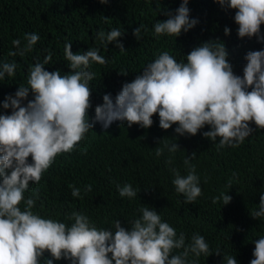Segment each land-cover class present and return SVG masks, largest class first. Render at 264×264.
Returning <instances> with one entry per match:
<instances>
[{
	"label": "clouds",
	"instance_id": "9594fccd",
	"mask_svg": "<svg viewBox=\"0 0 264 264\" xmlns=\"http://www.w3.org/2000/svg\"><path fill=\"white\" fill-rule=\"evenodd\" d=\"M100 2L106 4L108 0ZM216 2L236 10L234 22L240 38L255 36L264 42L260 27L264 24V0ZM188 4L189 0H182L174 12H166V20L154 23L153 35L177 37L192 29L198 20L190 19ZM141 28L143 25L133 30L137 40L141 39ZM224 31L227 35L230 29L225 27ZM123 34L116 27L107 33L98 32L97 39L102 46L112 43L125 51L118 39ZM25 39L24 47H17L10 55L23 56L31 51L39 35L26 33ZM214 42L218 41L194 47L181 61L167 51L161 52L134 80L122 85L115 99L110 93L105 94L103 103L95 107L91 122L89 82L95 73L89 69L92 63H106L99 48L74 54L71 42L66 43L65 59L71 71L64 75L59 70H45L50 57L31 66L27 85H19L14 94L6 95L0 102L3 109H11L10 114L0 113V264H54L62 258L69 264H198L202 254L211 255L203 235L194 233L186 243L183 232L178 235L160 213L147 205L139 208L138 217L128 221V228L116 219L113 231L98 228L83 212L73 211L70 219L74 222L70 225L42 217L32 211L35 201L25 199L24 193L30 182L40 181L57 155L72 152L97 122L105 129L114 121L148 128L153 124V114H158L159 127L167 130L175 124L174 131L181 136L195 135L209 126L210 130L202 135L218 149L237 147L254 130L264 129V48L247 52L243 76H239L228 60L225 45ZM13 44L19 46L20 41L14 40ZM16 67L15 62H0V80L13 76ZM30 92L33 98L29 100ZM250 122H254L255 129ZM164 147L173 154L180 150L175 142ZM163 150L157 147L156 155H162ZM191 159L185 157L183 161L186 175L170 169L174 190L183 195L187 204L202 195L200 177ZM165 163L171 164V158ZM231 184L229 180V189ZM69 187L72 197H80V188ZM90 190L91 185H86L85 191ZM116 190L119 197L129 200L138 194L130 183L117 184ZM218 200L227 205L231 196L221 192L213 203ZM21 201L25 204L23 210ZM251 216L264 218V192ZM253 243L250 264H264V236ZM174 249L182 251L172 254ZM46 251L51 258L44 257ZM190 256L197 259H189ZM225 261L237 264L234 256L224 257Z\"/></svg>",
	"mask_w": 264,
	"mask_h": 264
},
{
	"label": "trees",
	"instance_id": "16d2710c",
	"mask_svg": "<svg viewBox=\"0 0 264 264\" xmlns=\"http://www.w3.org/2000/svg\"><path fill=\"white\" fill-rule=\"evenodd\" d=\"M181 2L0 0V62L17 65L13 76L6 75L0 80V102L6 95L14 94L19 85H27L31 66L46 58L50 57L45 70H59L61 75L69 73L71 69L65 59L68 42L74 54L99 48V54L106 59L105 64L92 63L89 69L95 73L89 82L90 122L105 94L110 93L115 99L124 83L134 80L147 63L164 51L181 61L201 43L218 41L214 43L225 45L234 73L243 76L247 52L264 48V42L255 36L240 38L234 22L236 10L223 8L216 0H189L190 19L195 18L198 23L188 32L182 31L177 37L153 35L154 23L166 20L165 13L174 12ZM140 25H143L141 39L137 40L133 30ZM116 27L124 32L118 39L125 51L112 43L102 46L97 39L98 32L107 33ZM225 27L230 29L227 35ZM260 27L264 34V24ZM26 33L39 35L32 50L23 56L10 55L27 43ZM14 40H19L20 45H14ZM32 98L30 92L28 99ZM10 112L11 109L0 107V113ZM152 119L153 124L148 128L137 124L128 127L126 122L114 121L105 129L99 122L95 123L72 152L56 156L38 183L30 182L24 197L35 201L32 211L69 225L74 222L70 219L73 211L83 212L98 228L114 231L116 219L128 228V221L138 217L139 208L147 205L160 213L178 235L183 232L186 243L194 233L205 237L211 255L202 254L198 264H226L224 257L228 256H234L237 264H250L253 241L264 236V218L251 216L264 192V129L254 130L237 147L218 149L202 135L210 130L207 125L195 135L181 136L175 133V124L167 130L159 127L158 114H153ZM250 127L256 128L254 122H250ZM174 142L180 150L169 153L164 146ZM157 147L164 149L160 156L156 155ZM185 157L192 158L190 162L200 177L202 195L193 204L185 203L183 195L176 193L171 183V168L178 169L181 175L187 174ZM169 158L172 163L166 164ZM28 159L31 161V157ZM124 183H130L138 191L137 197L131 200L119 197L116 185ZM69 185L81 189L80 197H72ZM86 185H91L90 191H85ZM221 192L231 196L227 205L222 200L213 203V198ZM20 207L24 209L23 201ZM180 251L174 249L172 254ZM44 257L51 258L47 251ZM54 264L69 262L62 258Z\"/></svg>",
	"mask_w": 264,
	"mask_h": 264
}]
</instances>
